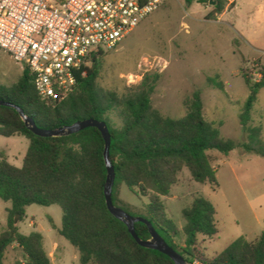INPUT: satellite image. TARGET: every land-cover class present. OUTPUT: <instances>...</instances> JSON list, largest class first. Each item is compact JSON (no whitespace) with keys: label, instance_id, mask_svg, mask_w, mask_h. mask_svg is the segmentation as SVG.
Segmentation results:
<instances>
[{"label":"trees","instance_id":"obj_1","mask_svg":"<svg viewBox=\"0 0 264 264\" xmlns=\"http://www.w3.org/2000/svg\"><path fill=\"white\" fill-rule=\"evenodd\" d=\"M215 1L212 16L225 11V0ZM184 2L191 6L194 0ZM103 56L102 52L93 55L85 77L79 76L74 91L60 103L48 104L40 98L27 68L12 86L0 84V101L21 108L43 130L86 119L105 122L111 135L115 206L120 207L117 192L121 185L148 198L143 212L134 214L128 207L121 208L148 220L170 247L193 264L199 237L213 238L218 233L215 207L207 199L197 197L183 210L185 247H181L175 242L180 230L167 216L161 198L171 193L185 168L194 181L217 186V170L209 152L228 156L239 148L264 157L263 128L254 126L252 120L259 90L264 88V73L257 83L245 74L251 95L241 115L246 141L238 144L225 139L205 119L200 92L185 102L187 113L182 118L165 116L156 109L152 96L160 74H147L138 86L123 94L104 90L98 83ZM0 135L23 136L30 143L21 168L0 152V200L12 204L7 211L6 230L0 235V264H4L5 253L13 245L24 255V263L18 264H52L42 234L24 235L19 230L26 208L32 205H57L62 209L58 233L78 251L80 264H175L167 255L141 247L128 227L109 212L105 198L106 143L97 128L65 137H39L27 128L14 108L0 105ZM51 225L56 228L53 221ZM135 230L140 239L151 238L146 224L136 223ZM199 263L264 264V233L254 242L239 238L215 258H204Z\"/></svg>","mask_w":264,"mask_h":264},{"label":"rangeland","instance_id":"obj_2","mask_svg":"<svg viewBox=\"0 0 264 264\" xmlns=\"http://www.w3.org/2000/svg\"><path fill=\"white\" fill-rule=\"evenodd\" d=\"M213 13L214 7L205 14L195 12L184 0H165L115 49L104 53L100 87L123 94L138 86L147 74H160L152 104L163 115L184 117L185 102L200 92L205 119L225 139L244 143L241 115L251 95L245 74L257 83L264 73V0H225V14L219 23L214 21L220 15ZM23 71V66L0 51V84L12 86ZM252 115L264 121V88L259 90ZM114 120L119 122L118 118ZM29 144L23 136L0 135V152L18 168L23 166ZM209 153L217 170V186L194 181L185 168L171 193L161 198L167 216L180 230L175 242L181 247H185L183 210L197 197L215 207L218 233L213 238L199 237L193 264L215 258L239 238L254 242L264 233V157L239 148L228 156L217 151ZM117 197L119 206L128 207L134 214L143 212L149 202L125 185L118 188ZM11 207L10 202L0 200V233ZM62 216L57 205H32L26 208V217L19 226L23 234L43 235L46 252L50 255L56 251L50 255L52 264H80L78 251L58 234ZM51 238L58 240L55 249L48 246ZM18 263H24L22 250L9 249L4 264Z\"/></svg>","mask_w":264,"mask_h":264},{"label":"built area","instance_id":"obj_3","mask_svg":"<svg viewBox=\"0 0 264 264\" xmlns=\"http://www.w3.org/2000/svg\"><path fill=\"white\" fill-rule=\"evenodd\" d=\"M164 2L0 0V51L31 72L43 101L60 103L94 54L115 49Z\"/></svg>","mask_w":264,"mask_h":264},{"label":"water","instance_id":"obj_4","mask_svg":"<svg viewBox=\"0 0 264 264\" xmlns=\"http://www.w3.org/2000/svg\"><path fill=\"white\" fill-rule=\"evenodd\" d=\"M198 2L200 4H210L212 6L216 5L215 0H199ZM0 105L14 108L19 113L27 128L39 137H65L76 134L87 128H97L102 133L106 143L104 157L108 174L107 182L105 185V198L109 212L128 227L130 234L141 247L159 251L160 253L170 257L175 264H188L183 256H181L176 250H174L167 244L164 238L154 229L153 225L148 220L142 217H134L127 213L121 207L115 206L112 198L113 186L115 182V170L110 160L111 135L105 122L97 121L94 119H86L83 121H79L71 126L53 130H43L36 125L33 119L27 117L21 108L4 101H0ZM138 222L144 223L148 226L151 234V238L149 240H142L136 234L135 224Z\"/></svg>","mask_w":264,"mask_h":264},{"label":"crops","instance_id":"obj_5","mask_svg":"<svg viewBox=\"0 0 264 264\" xmlns=\"http://www.w3.org/2000/svg\"><path fill=\"white\" fill-rule=\"evenodd\" d=\"M199 0H197V1H195L190 7H192V8H194V10H195V12H198V13H205V14H210L212 11H213V7L214 6H212V5H210V4H200L199 2H198ZM235 7H236V3H235ZM235 7L232 9L233 11L235 10ZM226 13V12H225ZM224 13V14H225ZM224 14H221L220 16H217V21H214V23H219L222 19H223V16H224ZM209 22H211V21H209ZM236 32H238V31H236ZM257 101H258V96H257ZM257 101H256V103H257ZM252 120H253V124H255L256 126H262V128H263V132H264V121L263 120H258V119H256V118H254L253 117V115H252ZM8 211V210H7ZM20 224V223H19ZM2 225L5 227V229L2 231V233L6 230V225H7V219H6V221H2ZM18 227H19V230H20V232H21V228H20V226L18 225ZM58 230H59V228H57ZM61 229V228H60ZM2 233H0V235L2 234ZM22 233V232H21ZM31 233H33V232H31ZM30 233V234H31ZM23 234V233H22ZM59 234V233H58ZM24 235H29V234H24ZM43 236V235H42ZM44 238V237H43ZM52 239V238H51ZM57 242H58V240H55V238H53L52 239V241L49 243V245L48 246H53L52 248L53 249H55L56 248V244H57ZM14 247H17L18 249H20L17 245H13V246H11V247H9L8 249H7V251L9 250V249H12V248H14ZM45 248V247H44ZM21 250V249H20ZM46 250V249H45ZM7 251H6V253H7ZM54 252H56V251H51L50 252V255L52 256V254H54ZM6 253H5V255H6ZM49 255V254H48ZM50 255H49V257H50ZM4 259H5V257H4ZM50 259H51V257H50ZM51 262H52V259H51Z\"/></svg>","mask_w":264,"mask_h":264}]
</instances>
